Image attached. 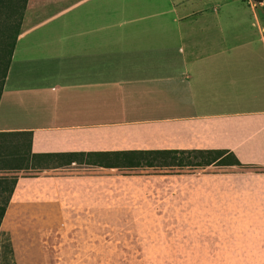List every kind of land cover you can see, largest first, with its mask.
Returning <instances> with one entry per match:
<instances>
[{"label":"crops","instance_id":"crops-1","mask_svg":"<svg viewBox=\"0 0 264 264\" xmlns=\"http://www.w3.org/2000/svg\"><path fill=\"white\" fill-rule=\"evenodd\" d=\"M0 131L32 132L30 168L14 172L13 198L30 181L68 196L92 179L114 183L150 167L123 166L122 154L214 152L216 162L193 166L263 167L264 3L28 0ZM242 203L235 235L261 238L235 237L254 246L225 257L264 261V224L248 219H264L263 209Z\"/></svg>","mask_w":264,"mask_h":264},{"label":"rangeland","instance_id":"rangeland-1","mask_svg":"<svg viewBox=\"0 0 264 264\" xmlns=\"http://www.w3.org/2000/svg\"><path fill=\"white\" fill-rule=\"evenodd\" d=\"M219 156L122 154L118 158L123 166L150 167L122 171L125 176L114 183L92 179L82 192L71 190L68 196L48 194L54 191L48 180L30 181L14 196L0 228V264L264 262L225 257L244 255L236 248L254 246L237 243L235 237L261 238L236 236V223L242 220L233 218V213L243 200L245 209L254 213L263 209L264 217V166L234 170L193 166L216 162ZM54 198L66 202L50 201ZM227 209L232 211L228 217ZM248 219L255 222L253 226L264 224L256 216Z\"/></svg>","mask_w":264,"mask_h":264},{"label":"trees","instance_id":"trees-1","mask_svg":"<svg viewBox=\"0 0 264 264\" xmlns=\"http://www.w3.org/2000/svg\"><path fill=\"white\" fill-rule=\"evenodd\" d=\"M27 3L28 0H0V100ZM31 157L32 132L0 131V228L19 181L14 172L30 168Z\"/></svg>","mask_w":264,"mask_h":264},{"label":"built area","instance_id":"built-area-1","mask_svg":"<svg viewBox=\"0 0 264 264\" xmlns=\"http://www.w3.org/2000/svg\"><path fill=\"white\" fill-rule=\"evenodd\" d=\"M245 1L254 2V3H257V2L264 3V0H262V1H258V0H245Z\"/></svg>","mask_w":264,"mask_h":264}]
</instances>
